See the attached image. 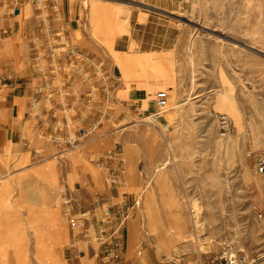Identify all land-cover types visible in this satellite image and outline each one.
Listing matches in <instances>:
<instances>
[{
	"label": "rangeland",
	"instance_id": "obj_1",
	"mask_svg": "<svg viewBox=\"0 0 264 264\" xmlns=\"http://www.w3.org/2000/svg\"><path fill=\"white\" fill-rule=\"evenodd\" d=\"M46 1L56 5L59 0H36L43 32L33 45L38 59L34 65L40 76H56L60 90L58 97H50L39 122L58 149L60 165L64 154L76 152L104 166L108 184L121 185L123 174L130 184L138 180L139 192L131 195L129 206H120L124 247L133 226L137 250L149 247L161 260L202 264L210 256L232 251L247 255L253 264H264V174L255 167L264 153V0H98L123 13L154 9L155 18L179 30L174 73L179 79L163 90L164 108L153 100L155 109L145 113L116 98L118 71L102 43L86 42V20L82 18L74 35L64 32L56 23L57 11L50 17ZM131 27L135 41H143L141 50L150 49L158 37L176 35L162 25L142 28L132 21ZM102 34L111 45L114 33ZM218 114L230 121L232 133L227 137L217 128ZM138 154L143 163L148 160L149 176L145 168L140 177L129 176L132 169L136 174L133 158ZM44 159L29 165L41 166ZM5 165L0 181L18 179L15 163ZM149 189L154 207L146 197ZM20 195L12 191L8 201ZM66 197L61 196L65 211ZM102 197L94 196L84 211L69 202L75 224L77 220L96 231L94 221L81 219L94 216L95 200L104 207L101 212L117 211ZM193 202L200 208L203 231L193 224ZM27 228L20 205L0 208V264H39L36 238ZM70 228L79 241L78 229L72 224ZM80 243L100 251L95 237L75 246Z\"/></svg>",
	"mask_w": 264,
	"mask_h": 264
},
{
	"label": "crops",
	"instance_id": "obj_2",
	"mask_svg": "<svg viewBox=\"0 0 264 264\" xmlns=\"http://www.w3.org/2000/svg\"><path fill=\"white\" fill-rule=\"evenodd\" d=\"M46 3L50 17H55L57 11L56 23L64 27V32L74 35L82 18L86 20L89 35L86 42L90 45L102 43L104 54L118 71V76H114L116 98L123 104L135 106L138 113L152 112L155 109L153 95L169 90L179 79L174 75L179 63L176 56L181 40L179 30L171 22L155 18L154 9H132L123 13L98 0H59L56 5L49 1ZM41 17L36 0H0V176L9 161L20 170L18 179L0 181V208L14 206L15 203L22 207L27 230L36 238L34 255L39 264H105L97 249L85 247L82 243L75 246L79 241L65 218L61 196L66 193V199L77 202L76 207L81 211L90 208L91 199L96 195H103L108 206H129L134 198L131 195L138 193L140 186L138 180L136 185L128 183L124 174L121 185L108 184L104 166L85 161L80 153H66L63 163L60 165L58 162V149L46 139L39 122L50 97H58L60 90L54 83L56 76H48V79L40 76L34 65L38 59L33 45L36 44V36L43 32L39 24ZM132 21L142 28L149 24L162 25L176 35L172 38L166 34L162 40L158 37L150 49L141 50L143 41L136 42L133 38ZM102 33H114L111 45L106 44ZM8 75L11 79L7 85L2 78ZM37 89L41 92L36 93ZM67 89L65 94L70 93L69 87ZM219 103L223 102L220 100ZM33 113H36L35 117H32ZM38 157L41 160L46 158L45 163L31 167L29 162ZM133 159L137 171L134 175V169L130 170V177H140L143 168L146 176L151 174L148 160L143 163L139 154L137 159ZM12 191L21 195L8 201ZM147 191V200L154 207L152 191ZM131 227L124 258L113 264H180L179 261L161 260L149 247L137 250L139 245Z\"/></svg>",
	"mask_w": 264,
	"mask_h": 264
},
{
	"label": "built area",
	"instance_id": "obj_3",
	"mask_svg": "<svg viewBox=\"0 0 264 264\" xmlns=\"http://www.w3.org/2000/svg\"><path fill=\"white\" fill-rule=\"evenodd\" d=\"M11 76H4L2 82L4 84L9 83ZM41 89H37L36 93H40ZM156 104L157 106L164 107L167 101L166 92H159L156 94ZM156 115V114H155ZM216 125L220 132V135L227 137L232 133V128L228 117L224 114H218L216 116ZM255 167L258 173L264 174V153H260L256 159ZM66 195V193L64 194ZM71 199L65 200V204H70ZM95 204L98 205L95 207L94 216L91 218L81 217V219L86 220L89 223L95 222L97 229L95 232L90 230L89 227L84 226V223L80 224L75 220L71 215L70 206L66 207V216L68 215V220L70 224L75 226L78 229L79 241L87 242L91 237L98 239V249L101 253L102 261L105 264H113L117 261L123 259L124 255V245H123V229L125 226V220L122 218L121 208L118 207L117 211L112 214L107 208L103 212L101 209H104L100 205L99 200H95ZM88 226V225H87ZM202 264H253L252 260H249L247 255L239 252L232 251H223L219 254L208 257L203 261Z\"/></svg>",
	"mask_w": 264,
	"mask_h": 264
},
{
	"label": "bare ground",
	"instance_id": "obj_4",
	"mask_svg": "<svg viewBox=\"0 0 264 264\" xmlns=\"http://www.w3.org/2000/svg\"><path fill=\"white\" fill-rule=\"evenodd\" d=\"M191 44V43H190ZM192 45V44H191ZM190 45V46H191ZM156 99V95H155V97H154V100ZM221 100V99H220ZM224 100H223V98H222V102H223ZM155 104H156V101H155ZM157 105V104H156ZM158 107V106H157ZM160 108H164V107H160ZM155 117H157L158 118V114H156V115H154ZM199 212H200V208H199V206H198V204L196 203V202H193L192 203V205H191V210H190V213H191V218H192V220H193V224L195 225V227H196V229L197 230H202V228H201V224H200V221H199V218H201L200 217V214H199ZM202 213V212H201ZM178 220H180L179 218H178ZM179 222V221H178ZM202 223V222H201ZM179 224V223H178ZM180 225V224H179ZM182 225V224H181ZM181 225H180V227H181ZM203 228H204V225L202 226ZM132 231V230H131ZM131 231H130V233H131ZM203 231V230H202ZM180 232V231H179ZM186 232V231H185ZM198 232V231H197ZM188 233V232H187ZM188 237V236H187ZM186 237V238H187ZM190 238V237H189ZM199 242V241H198ZM200 244V243H199Z\"/></svg>",
	"mask_w": 264,
	"mask_h": 264
}]
</instances>
